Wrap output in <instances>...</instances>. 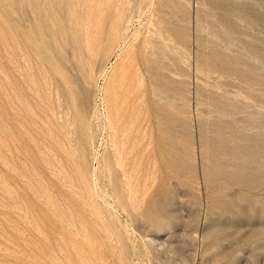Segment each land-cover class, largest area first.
<instances>
[{"label": "rangeland", "instance_id": "374dc122", "mask_svg": "<svg viewBox=\"0 0 264 264\" xmlns=\"http://www.w3.org/2000/svg\"><path fill=\"white\" fill-rule=\"evenodd\" d=\"M0 264H264V0H0Z\"/></svg>", "mask_w": 264, "mask_h": 264}]
</instances>
